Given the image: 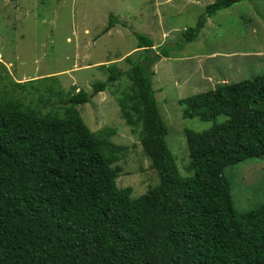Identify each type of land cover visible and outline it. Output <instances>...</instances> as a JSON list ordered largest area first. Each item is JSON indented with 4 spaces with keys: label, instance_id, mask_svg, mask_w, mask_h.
Returning <instances> with one entry per match:
<instances>
[{
    "label": "trees",
    "instance_id": "16d2710c",
    "mask_svg": "<svg viewBox=\"0 0 264 264\" xmlns=\"http://www.w3.org/2000/svg\"><path fill=\"white\" fill-rule=\"evenodd\" d=\"M212 1L184 29L183 43L197 38L206 18L243 0ZM136 39L137 49H152L150 38ZM161 54L125 71L104 67L107 78L92 84L102 92L121 78L129 82L116 99L120 116L159 178L138 198L116 185L115 163L127 147L80 117L77 107L89 101L83 90L63 91L59 102L68 105L45 113L1 96L0 264H264V204L237 215L225 175L229 166L264 157V75L179 100L183 118L213 122L184 131L192 176L183 178L152 87L150 66Z\"/></svg>",
    "mask_w": 264,
    "mask_h": 264
},
{
    "label": "rangeland",
    "instance_id": "374dc122",
    "mask_svg": "<svg viewBox=\"0 0 264 264\" xmlns=\"http://www.w3.org/2000/svg\"><path fill=\"white\" fill-rule=\"evenodd\" d=\"M212 2L0 0V98L19 99L45 113L68 105L59 102L66 97L63 91L83 90L89 101L77 107L80 117L92 132H106L110 142L127 147L115 163L120 169L116 185L130 187L138 198L158 185L159 178L138 134L120 116L116 99L129 82L121 78L102 92H95L92 84L107 78L104 67L125 71L166 51L167 56L161 54L150 66L152 87L168 131L166 144L181 177H191L184 131L202 132L213 122L183 118L179 100L213 90L223 80L233 84L264 75V0H243L216 11L195 40L183 43L184 29L194 27ZM111 15L113 27L103 33ZM137 34L152 40L149 52L136 48ZM221 121L218 117L216 123ZM225 175L237 215L264 204V157L229 166Z\"/></svg>",
    "mask_w": 264,
    "mask_h": 264
},
{
    "label": "crops",
    "instance_id": "0c3cea01",
    "mask_svg": "<svg viewBox=\"0 0 264 264\" xmlns=\"http://www.w3.org/2000/svg\"><path fill=\"white\" fill-rule=\"evenodd\" d=\"M223 82H224V80H223ZM226 82V81H225Z\"/></svg>",
    "mask_w": 264,
    "mask_h": 264
}]
</instances>
